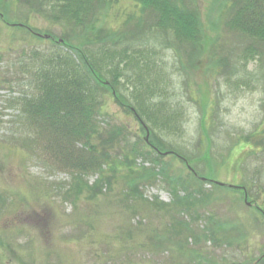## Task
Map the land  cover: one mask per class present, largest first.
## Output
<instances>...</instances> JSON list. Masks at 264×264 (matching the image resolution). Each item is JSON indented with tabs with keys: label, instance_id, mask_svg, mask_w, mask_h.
I'll use <instances>...</instances> for the list:
<instances>
[{
	"label": "rangeland",
	"instance_id": "rangeland-1",
	"mask_svg": "<svg viewBox=\"0 0 264 264\" xmlns=\"http://www.w3.org/2000/svg\"><path fill=\"white\" fill-rule=\"evenodd\" d=\"M174 1L200 19L188 45L156 30L155 12L138 0L96 1L97 30L67 37L88 47L106 80L115 62L102 46L114 39L115 50L134 49L117 91L163 101L156 122L176 120L149 130L131 110L137 97L123 96L122 106L109 91L85 142L63 139L56 126L40 133L15 103L34 93L31 52L53 43L26 29L57 39L65 32L42 0H0V264H264V41L231 28L241 0ZM147 132L165 154L152 152ZM134 141L139 151L126 156ZM124 159L157 174L130 190ZM187 192L193 197L183 199Z\"/></svg>",
	"mask_w": 264,
	"mask_h": 264
},
{
	"label": "trees",
	"instance_id": "trees-1",
	"mask_svg": "<svg viewBox=\"0 0 264 264\" xmlns=\"http://www.w3.org/2000/svg\"><path fill=\"white\" fill-rule=\"evenodd\" d=\"M96 1L102 2V0H42L43 8L47 12L46 17L53 24H57L63 29L65 32L63 36L65 37L61 36L57 39L51 33H46L49 36L47 41H53L51 47L46 51L36 48L31 52L26 71L30 74L28 84L33 88L34 93L20 97L15 103L21 107V112L26 115V120L31 122L34 129L39 130V132L41 130L40 133H42L45 129L56 126L60 129V135L63 139H67L69 134H73L85 140V142H89V138L96 135L98 130L97 116L102 111L103 98L109 91L122 106H127L126 102L123 101L124 97L138 98V103L136 101L131 110L142 126L146 128L148 126L149 129V125L156 128H165L169 124L173 125L174 122L176 123L173 116L164 118L165 120H161L160 123L156 122L161 119L158 115L162 111L161 106H164L162 105L163 101L155 106L153 103L148 104L145 102L142 95H139L140 92H135V90L123 94L124 97L117 91V87L123 84L121 77L124 75V62L130 56H133V53L136 52L134 49L130 51V47L125 46L120 50H115L116 48H112L113 45L117 44L114 39L108 42L109 47L102 46L103 51L101 49V52L103 55L104 53L108 55L111 64L113 61L115 62L110 70L112 72L111 79L106 80L102 76L103 73H101L103 71L102 66L99 65L98 67L91 62L88 47L82 43L75 46L69 42L67 37L73 36L72 32L75 29L80 30V34L88 29L89 32L97 30L98 14L94 7ZM138 5L141 9L151 8L156 15L153 24L155 29L170 35L176 43L181 41L188 45V43L195 42L201 34L198 14L181 7L174 0H138ZM19 21L24 20L19 19ZM229 24L233 30L239 32L244 38L264 41V0H241L240 5L230 18ZM14 26L20 25L15 24ZM26 31L30 35L33 34L35 36L33 37L37 40L40 39L39 41L44 38V34L34 33V31L31 32L27 29ZM60 39L61 41H59ZM60 47H66L68 50L63 52ZM253 53L255 52L251 47L243 50V56L246 58ZM136 76L139 78V73ZM148 95L151 96L152 93L150 92ZM172 131L173 129L170 127L165 130L168 134H171ZM150 133L158 134L154 129ZM153 136L155 135L148 137L146 142L153 149V153L162 154L159 141L163 147L165 146L164 141L160 138H157L159 141L154 140ZM134 142L129 149L126 148V156L128 154L135 155L139 151V144ZM172 145V143H169L167 153L177 152L174 151V147H171ZM91 149L93 150L94 147H91ZM98 158L99 156L94 155L90 166H98L100 163ZM186 161L195 165L198 159L187 156ZM117 162L119 163V160ZM122 164L131 174H127L130 180V190H134L133 186L139 180H143L145 177L152 178L157 174L153 169L141 173L133 171L136 165L135 160L124 159ZM115 165L117 166V163L107 164L111 170L116 168ZM244 186L246 196L250 195V189L246 187V184ZM241 193L245 195L243 190ZM188 197H193L191 192H187L183 199ZM176 198L180 197L176 195ZM258 209L260 208L258 207ZM179 224L181 223L179 222ZM179 232L181 234V231Z\"/></svg>",
	"mask_w": 264,
	"mask_h": 264
},
{
	"label": "water",
	"instance_id": "water-1",
	"mask_svg": "<svg viewBox=\"0 0 264 264\" xmlns=\"http://www.w3.org/2000/svg\"><path fill=\"white\" fill-rule=\"evenodd\" d=\"M148 140V132H147V136H146V141Z\"/></svg>",
	"mask_w": 264,
	"mask_h": 264
}]
</instances>
